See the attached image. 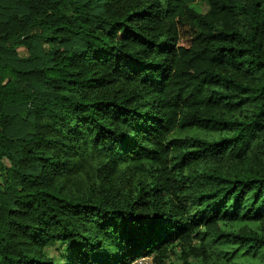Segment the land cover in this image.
Instances as JSON below:
<instances>
[{
  "label": "trees",
  "instance_id": "trees-1",
  "mask_svg": "<svg viewBox=\"0 0 264 264\" xmlns=\"http://www.w3.org/2000/svg\"><path fill=\"white\" fill-rule=\"evenodd\" d=\"M198 1L0 0V264H264V0Z\"/></svg>",
  "mask_w": 264,
  "mask_h": 264
},
{
  "label": "rangeland",
  "instance_id": "rangeland-1",
  "mask_svg": "<svg viewBox=\"0 0 264 264\" xmlns=\"http://www.w3.org/2000/svg\"><path fill=\"white\" fill-rule=\"evenodd\" d=\"M194 6L204 11L206 9V5L203 2H200L196 0L194 3ZM182 43H187L186 38L181 39ZM18 51L23 54L24 50L22 48H18ZM45 252L48 256L52 257L55 263L57 264H64L68 261V254L67 250L65 249L64 245L62 243H55L54 245H48L45 247ZM51 253V254H50ZM171 264H186L183 263L180 259H178L175 256L170 257ZM193 263L190 260V264ZM128 264H153V256H142L139 258H136L135 260L129 262Z\"/></svg>",
  "mask_w": 264,
  "mask_h": 264
},
{
  "label": "clouds",
  "instance_id": "clouds-1",
  "mask_svg": "<svg viewBox=\"0 0 264 264\" xmlns=\"http://www.w3.org/2000/svg\"><path fill=\"white\" fill-rule=\"evenodd\" d=\"M51 254V253H50Z\"/></svg>",
  "mask_w": 264,
  "mask_h": 264
}]
</instances>
